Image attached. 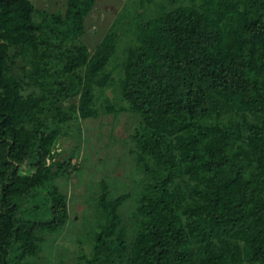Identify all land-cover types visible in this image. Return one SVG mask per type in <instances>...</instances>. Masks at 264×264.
I'll list each match as a JSON object with an SVG mask.
<instances>
[{"label":"trees","instance_id":"1","mask_svg":"<svg viewBox=\"0 0 264 264\" xmlns=\"http://www.w3.org/2000/svg\"><path fill=\"white\" fill-rule=\"evenodd\" d=\"M96 1L49 13L0 0V264L74 221L55 183L78 169L57 151L66 127L125 112L140 119L129 138L143 177L115 198L102 183L89 264H264V0H141L126 106L96 92L113 86L119 21L94 53L81 40ZM43 191L50 218H26Z\"/></svg>","mask_w":264,"mask_h":264},{"label":"rangeland","instance_id":"2","mask_svg":"<svg viewBox=\"0 0 264 264\" xmlns=\"http://www.w3.org/2000/svg\"><path fill=\"white\" fill-rule=\"evenodd\" d=\"M140 1L97 0L95 8L87 18L86 33L81 40L91 53H94L115 21H119V28L125 33L121 36L117 52L107 67L114 78L113 86L111 89L96 91L101 94L100 102L110 98L114 106L127 105L120 99L122 63L138 21ZM31 2L37 11H65L66 0ZM156 7L154 3L151 8L141 12L150 15ZM139 120L134 113L125 112L118 116L101 114L96 119L74 121L66 127L67 135L60 140L57 151L60 158L73 157L72 163L78 169L70 176L57 179L55 183L67 195L70 215L74 221L69 222L64 230L47 235L37 255L19 260L20 253H13L12 264H89L97 244L92 215L94 200L99 195L102 183L108 186L113 198L126 192L135 194L140 187L143 173L131 155L132 142L129 138ZM48 201L47 194L43 191L26 205L24 216L48 220L51 215ZM129 206H125V212L129 210Z\"/></svg>","mask_w":264,"mask_h":264}]
</instances>
